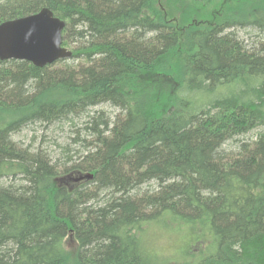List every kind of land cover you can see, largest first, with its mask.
Segmentation results:
<instances>
[{
  "label": "trees",
  "instance_id": "1",
  "mask_svg": "<svg viewBox=\"0 0 264 264\" xmlns=\"http://www.w3.org/2000/svg\"><path fill=\"white\" fill-rule=\"evenodd\" d=\"M208 1L0 0V23L46 7L78 42L0 60V264H264V0ZM65 122L61 157L12 139Z\"/></svg>",
  "mask_w": 264,
  "mask_h": 264
},
{
  "label": "water",
  "instance_id": "2",
  "mask_svg": "<svg viewBox=\"0 0 264 264\" xmlns=\"http://www.w3.org/2000/svg\"><path fill=\"white\" fill-rule=\"evenodd\" d=\"M65 22L43 7L39 11L0 23V60H24L43 67L70 58L72 52L62 46ZM92 178V174L75 180Z\"/></svg>",
  "mask_w": 264,
  "mask_h": 264
},
{
  "label": "rangeland",
  "instance_id": "3",
  "mask_svg": "<svg viewBox=\"0 0 264 264\" xmlns=\"http://www.w3.org/2000/svg\"><path fill=\"white\" fill-rule=\"evenodd\" d=\"M217 1L218 0H214L212 2L208 1L203 7L205 12L209 13L212 17H215L218 11V8L214 6V3ZM245 32L246 30L240 31L239 35L246 37ZM64 46L68 49L74 50L78 46V42L71 40L70 42H66ZM64 61L70 63L69 59ZM81 61L83 60L75 59L71 65H76V63H80ZM93 109H104L106 112H117L119 110L109 104H100L93 107ZM68 136L71 138L74 137L72 135L71 124L65 122L60 125L54 124L48 128L45 126L42 127V125H30L27 128L22 129L20 132L12 135V139L15 143L18 142L19 145L21 144L20 146L24 148L28 147L32 152L39 149L45 151L51 157H57L61 151L59 152L60 148H57L53 141L56 142L57 145H65L66 148H70L73 141H71V139L67 140ZM73 148H75V146H73ZM77 156L78 154H76L72 159L74 160ZM185 241L186 238L182 235V233L176 234L173 233L172 230H167L164 227L157 225L153 226L147 232V246L151 247V249H153L154 252L162 258L170 257L180 259V250Z\"/></svg>",
  "mask_w": 264,
  "mask_h": 264
}]
</instances>
